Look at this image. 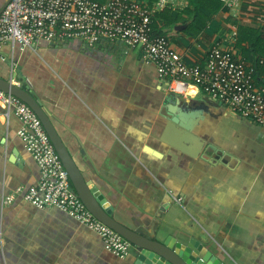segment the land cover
Returning <instances> with one entry per match:
<instances>
[{"label":"crops","instance_id":"0c3cea01","mask_svg":"<svg viewBox=\"0 0 264 264\" xmlns=\"http://www.w3.org/2000/svg\"><path fill=\"white\" fill-rule=\"evenodd\" d=\"M201 1L213 9L206 16L199 14ZM6 2L0 0V11ZM164 11L156 12L152 27L187 63L203 62L215 45L247 66L264 59V0H237L233 8L219 0H179ZM11 64L118 221L160 240L195 238L225 264H264L263 126L190 85L193 92L181 98L206 100L208 107L194 127L207 139L204 156L193 158L161 141L165 81L139 47L120 40L2 44L0 77L14 75ZM19 126L0 103V202L13 195L0 209V264H130L135 245L120 257L71 215L38 208L15 192L40 176Z\"/></svg>","mask_w":264,"mask_h":264},{"label":"built area","instance_id":"2783aa9c","mask_svg":"<svg viewBox=\"0 0 264 264\" xmlns=\"http://www.w3.org/2000/svg\"><path fill=\"white\" fill-rule=\"evenodd\" d=\"M233 8L237 0H219ZM179 0H7L0 11V46L5 43L33 47L46 41L80 39L88 45L99 40H120L139 47L142 58L155 66L165 90L184 94L195 85L241 117L264 127V59L247 66L243 59L219 45L212 46L203 62L187 63L169 45L165 34H154L153 16L165 8H175ZM10 82L21 86L11 64ZM0 103L20 120L18 135L36 162L40 176L26 190L16 188L23 198L38 208L55 207L95 231L116 255L127 254L131 243L98 220L75 192L67 170L51 143L40 118L19 97L0 89ZM13 198L1 199L0 209ZM179 200V199H178Z\"/></svg>","mask_w":264,"mask_h":264},{"label":"water","instance_id":"95a60500","mask_svg":"<svg viewBox=\"0 0 264 264\" xmlns=\"http://www.w3.org/2000/svg\"><path fill=\"white\" fill-rule=\"evenodd\" d=\"M5 62L9 60L6 59ZM0 89L19 97L35 111L85 207L98 220L138 248L130 264H225L195 238L178 241L169 235L160 240L157 237H148L139 229H132L118 221L112 215L113 207L104 194L83 175L49 113L30 87L15 85L9 79L0 77ZM207 108L206 100L183 99L177 93H169L165 98V124L159 136L160 140L193 158L203 157L205 146L208 145L207 139L196 134L194 127L204 118ZM145 149L154 155H160L158 150L149 145H145Z\"/></svg>","mask_w":264,"mask_h":264},{"label":"trees","instance_id":"16d2710c","mask_svg":"<svg viewBox=\"0 0 264 264\" xmlns=\"http://www.w3.org/2000/svg\"><path fill=\"white\" fill-rule=\"evenodd\" d=\"M206 8H207V9H206ZM212 10H213V9H212V8H209L205 2L201 1V5H200V12H201V13H199V14H201V15H203V16H206V15H207L210 11H212ZM162 12H165V11L162 10V11H160V12H158V13H162ZM197 18H199V16H198V12L195 13V19H197ZM199 26H200V27L202 26V22H199ZM152 28H153V27H152ZM153 33H154V34H159V33H161V32H159L158 30H155V29L153 28Z\"/></svg>","mask_w":264,"mask_h":264},{"label":"bare ground","instance_id":"6f19581e","mask_svg":"<svg viewBox=\"0 0 264 264\" xmlns=\"http://www.w3.org/2000/svg\"><path fill=\"white\" fill-rule=\"evenodd\" d=\"M193 90H194L193 87H189V88L187 87V88H186V91H187V92H193Z\"/></svg>","mask_w":264,"mask_h":264}]
</instances>
